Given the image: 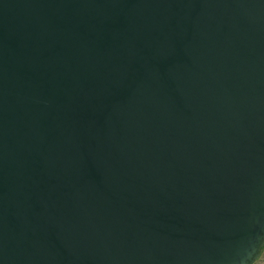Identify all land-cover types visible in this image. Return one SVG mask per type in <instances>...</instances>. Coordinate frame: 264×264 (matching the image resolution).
Here are the masks:
<instances>
[{"label":"water","instance_id":"obj_1","mask_svg":"<svg viewBox=\"0 0 264 264\" xmlns=\"http://www.w3.org/2000/svg\"><path fill=\"white\" fill-rule=\"evenodd\" d=\"M264 0H0V264H253Z\"/></svg>","mask_w":264,"mask_h":264},{"label":"rangeland","instance_id":"obj_2","mask_svg":"<svg viewBox=\"0 0 264 264\" xmlns=\"http://www.w3.org/2000/svg\"><path fill=\"white\" fill-rule=\"evenodd\" d=\"M253 264H264V250L261 253L260 257Z\"/></svg>","mask_w":264,"mask_h":264},{"label":"trees","instance_id":"obj_3","mask_svg":"<svg viewBox=\"0 0 264 264\" xmlns=\"http://www.w3.org/2000/svg\"><path fill=\"white\" fill-rule=\"evenodd\" d=\"M263 250H264V246L262 247L261 253L263 252Z\"/></svg>","mask_w":264,"mask_h":264}]
</instances>
